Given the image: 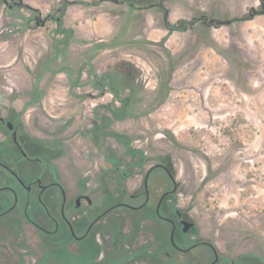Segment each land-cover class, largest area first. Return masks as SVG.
<instances>
[{"label":"rangeland","instance_id":"374dc122","mask_svg":"<svg viewBox=\"0 0 264 264\" xmlns=\"http://www.w3.org/2000/svg\"><path fill=\"white\" fill-rule=\"evenodd\" d=\"M7 1L31 7L0 0V115L22 114L26 133L64 130L72 138L83 128L87 140L96 134L118 171H126L124 178L113 171V191L121 182L128 195L139 193L146 169L165 165L176 181L167 203L196 221L199 237L218 242L225 256L264 257V0ZM37 16L44 25L37 26ZM76 68L83 70L81 92L100 84L118 103L88 111L70 86ZM98 173L100 198L82 203L83 225L113 197L110 169ZM153 173L155 203L173 185L163 170ZM114 209L87 242L124 211ZM120 219L130 231L133 217ZM142 235L128 248L141 245ZM26 239L32 253L25 264H88L76 261L73 246L57 257L42 252L41 240ZM207 251L199 245L190 254Z\"/></svg>","mask_w":264,"mask_h":264},{"label":"flooded vegetation","instance_id":"af4514ba","mask_svg":"<svg viewBox=\"0 0 264 264\" xmlns=\"http://www.w3.org/2000/svg\"><path fill=\"white\" fill-rule=\"evenodd\" d=\"M17 3L7 1L5 4L25 8ZM45 21L39 16L35 18L37 26L44 25ZM56 21L60 22L59 18ZM75 70L76 79L70 86L88 111L118 103L114 91L100 84L92 85L95 90L91 93L81 92L85 86L80 81L83 70ZM21 123L22 114L0 115V131L5 135L0 145H8L0 148V264L26 263V257L32 253L26 243L27 235L42 241V252L48 249L57 257L68 254V247L73 246L76 261L88 264H133L132 261L142 264H264V257L253 252L225 256L218 242L208 236L199 237L196 221L167 203L176 190V181L165 165L156 163L146 169L143 189L139 193L128 195L121 182L119 190L113 191V171L117 170L119 178H124L126 171H118V165L111 161L110 150L96 134L87 140L86 130L81 133L83 128L75 129L72 138L64 130L30 129L32 132L26 133L27 130L20 128ZM99 130V135L104 136L103 129L94 128L95 133ZM76 136L81 139L72 140ZM38 147L50 150L39 152ZM79 164L87 172L84 178L78 175ZM72 166L77 171L73 172ZM156 168L164 171L173 188L164 190L154 203L150 186ZM107 169L111 172V203L99 211L91 210L89 221L83 225L85 215L79 214L80 207L82 203L92 205L93 198H100L101 189L94 186L102 183L98 178L99 170ZM127 197L139 200L138 204L127 202ZM114 208L124 211L115 215L107 228L93 231L94 243L87 242L96 223ZM123 215L133 217L130 231H126L120 219ZM63 230L67 234L61 240L48 238ZM137 232L143 234V243L130 249L128 243ZM199 245L206 246L207 253L191 255V250ZM20 247L26 252L21 253ZM58 247L64 250L57 251Z\"/></svg>","mask_w":264,"mask_h":264},{"label":"water","instance_id":"95a60500","mask_svg":"<svg viewBox=\"0 0 264 264\" xmlns=\"http://www.w3.org/2000/svg\"><path fill=\"white\" fill-rule=\"evenodd\" d=\"M5 3H7L6 0H5ZM17 5H18V6H21V7H25V8H28V7H29L27 4H24V3H22V2H18ZM148 173H149V172H147V174H146V176H145V184L147 183Z\"/></svg>","mask_w":264,"mask_h":264}]
</instances>
